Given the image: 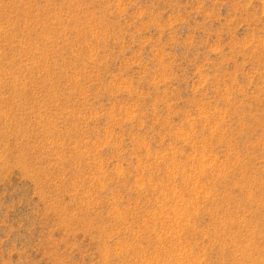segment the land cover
I'll return each mask as SVG.
<instances>
[{
	"label": "rangeland",
	"instance_id": "obj_1",
	"mask_svg": "<svg viewBox=\"0 0 264 264\" xmlns=\"http://www.w3.org/2000/svg\"><path fill=\"white\" fill-rule=\"evenodd\" d=\"M0 264H264V0H0Z\"/></svg>",
	"mask_w": 264,
	"mask_h": 264
}]
</instances>
